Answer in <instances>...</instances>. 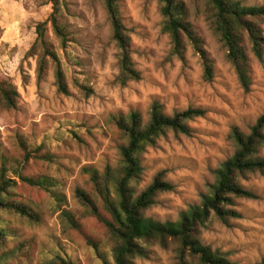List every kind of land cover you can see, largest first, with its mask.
I'll return each mask as SVG.
<instances>
[{
	"label": "rangeland",
	"instance_id": "374dc122",
	"mask_svg": "<svg viewBox=\"0 0 264 264\" xmlns=\"http://www.w3.org/2000/svg\"><path fill=\"white\" fill-rule=\"evenodd\" d=\"M181 1L213 62L211 81L205 79L203 62L191 45L184 59L172 55L159 0H118L140 73V80L123 86L118 81V49L102 1L67 0L71 43L61 50L51 30L48 34L67 74L69 93L64 95L58 92L53 67L40 78L37 59L26 57L37 25L48 20L52 6L43 0H0V79L10 81L20 94L15 110L0 106V143L8 157L23 158L20 138L31 150L40 151L47 158L25 163L23 174H48L59 181L61 193L57 197L19 182L17 199L36 207L42 221L32 225L0 214L1 223L13 234L0 248V264H60L59 257L73 264H115L107 227L88 213L77 190L94 193L88 170L102 173L108 166H118L126 141L116 117L137 112L147 123L156 103L168 116L190 108L205 112L189 123L191 135L168 132L142 156L144 173L136 195L160 173L174 187L161 194L146 214L165 223L177 221L209 192L218 168L236 151L232 129L250 133L264 114V61L246 46L251 66V88L246 91L208 24L206 0ZM239 1L264 6V0ZM78 84L91 91H82ZM242 185L258 199L237 200L238 218L228 224L214 221L199 237L232 264H258L264 260V175H249ZM65 212L77 218V228L66 224ZM101 215L108 218L104 211ZM146 247L147 253L135 264H183L175 243ZM186 264L199 263L188 256Z\"/></svg>",
	"mask_w": 264,
	"mask_h": 264
},
{
	"label": "trees",
	"instance_id": "16d2710c",
	"mask_svg": "<svg viewBox=\"0 0 264 264\" xmlns=\"http://www.w3.org/2000/svg\"><path fill=\"white\" fill-rule=\"evenodd\" d=\"M43 1L45 5L52 6V13L48 20L37 25L36 40L26 57L37 59L40 78L52 66L58 92L68 95L67 74L62 59L48 35L51 30L61 50L71 43L67 0ZM101 1L112 26V40L118 49V81L125 86L140 80V73L132 59L131 38L123 23L118 0ZM159 2L164 19L163 31L169 35L173 46L172 55L184 59L188 45H191L203 62L205 79L211 81L214 76L213 62L193 29L189 8L181 0ZM206 13L208 24L225 48L227 59L234 67L242 88L249 91L251 66L246 46H250L258 61H264V6H246L239 0H206ZM78 86L82 91H91L84 85ZM19 97L15 85L0 79V106L3 109L15 110ZM204 115L203 110L190 108L168 116L156 103L151 108L147 123L137 112L115 118L120 135L126 141L121 149L118 166H108L102 173L88 170L94 193L77 190V198L88 213L107 227L115 264H135L137 258L147 253L146 246L150 243L162 246L177 244L179 259L183 264H186L188 256L197 259L199 264H232L220 253L204 245L199 236L214 221L228 224L232 218H238L240 213L234 209L237 200L258 199L253 191L242 185V181L252 174L264 175V114L250 129V133L241 132L237 127L232 129L230 139L236 148L234 155L218 168L216 181L202 197L201 203L191 206L177 221L161 223L146 215L161 194L174 190L163 173L158 174L147 189L136 195L138 181L144 173L142 156L147 148L154 146L168 132L191 135L189 123ZM18 145L24 153L23 158L8 157L0 143V214L7 213L20 221L39 224L42 221L41 212L32 204L17 199L18 184L22 182L61 197V193L57 192L59 181L48 174L24 175L22 167L25 163L47 157L40 156V151L31 150L23 138L19 139ZM101 211L108 218H104ZM63 215L69 227L79 226L74 215L67 212ZM1 220L0 215V248L13 236L8 225L1 223ZM58 261L60 264H73L63 257H59ZM258 264H264V260Z\"/></svg>",
	"mask_w": 264,
	"mask_h": 264
}]
</instances>
